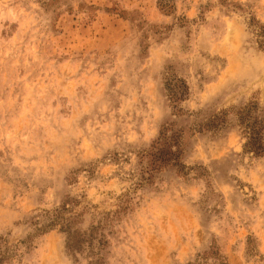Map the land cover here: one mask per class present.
<instances>
[{"label": "clouds", "instance_id": "1", "mask_svg": "<svg viewBox=\"0 0 264 264\" xmlns=\"http://www.w3.org/2000/svg\"><path fill=\"white\" fill-rule=\"evenodd\" d=\"M187 3L162 62L142 39L96 63L93 88L0 109V235L12 232L0 253L10 247L11 264H264V238L248 243L264 234V133H252L264 125V36L249 23L264 25V0ZM213 86L210 109H185ZM229 129L239 151L194 152L197 134Z\"/></svg>", "mask_w": 264, "mask_h": 264}, {"label": "rangeland", "instance_id": "2", "mask_svg": "<svg viewBox=\"0 0 264 264\" xmlns=\"http://www.w3.org/2000/svg\"><path fill=\"white\" fill-rule=\"evenodd\" d=\"M191 16L192 6L187 0H122L119 9L115 5L77 0H0V109L11 106L19 110L22 105L29 106L42 92L48 95L57 89L93 88L101 79L96 63L138 51L142 39L150 44L152 57L162 62L178 48L184 23ZM173 21L180 25L175 31L171 29ZM249 23L258 26L260 35L264 36V25L259 24L256 15ZM258 45L264 51V40H258ZM216 92L217 87L213 86L200 95L193 93L183 101L185 109L190 112L210 109ZM51 106L56 107L55 101ZM238 132L239 129H229L209 132L203 137L197 134L192 139L194 152L203 156L206 149L216 152L221 146L224 151L229 147L239 151ZM259 132L264 133V125L258 131L252 130L255 136ZM10 223L25 231L24 225L16 220ZM258 224L259 221L253 224L257 232ZM11 237V231L6 236L0 235V245H8ZM262 238L264 234L255 240L250 235L248 243L256 248ZM11 252L10 247L3 249L0 264H11ZM213 255L219 258L218 252Z\"/></svg>", "mask_w": 264, "mask_h": 264}]
</instances>
